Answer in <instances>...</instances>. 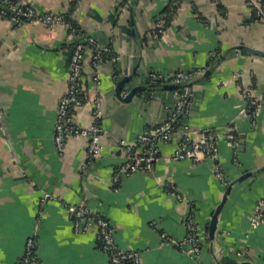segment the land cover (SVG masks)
Wrapping results in <instances>:
<instances>
[{
  "label": "crops",
  "instance_id": "0c3cea01",
  "mask_svg": "<svg viewBox=\"0 0 264 264\" xmlns=\"http://www.w3.org/2000/svg\"><path fill=\"white\" fill-rule=\"evenodd\" d=\"M39 13L69 14L81 31L119 61H106L94 82L92 50L84 60L87 101L74 111L83 129L94 122V100L103 106V151L88 160L89 139L67 137L61 152L56 123L68 91L74 40L66 24L14 25L0 12V264H18L30 237L37 264H111L98 231L77 233L70 208L85 200L107 218L117 246L137 253L142 264H196L164 235L183 243L193 215L202 264H264V223L252 226L256 206L264 209V172L235 183L219 215L215 239L210 223L228 186L264 166V109L254 116L248 95L264 97V22L249 0H25ZM177 3V4H175ZM177 5L162 36L157 18ZM198 72L195 103L184 118L191 141L207 131L218 136L215 156L175 158L182 141L176 129L159 146L151 171L121 176L124 141L143 148L139 136L164 124L174 110L176 90L153 88L149 75ZM133 76L122 97L117 85ZM221 166L225 180L216 175Z\"/></svg>",
  "mask_w": 264,
  "mask_h": 264
},
{
  "label": "built area",
  "instance_id": "2783aa9c",
  "mask_svg": "<svg viewBox=\"0 0 264 264\" xmlns=\"http://www.w3.org/2000/svg\"><path fill=\"white\" fill-rule=\"evenodd\" d=\"M249 4L256 11L257 17L264 22V1L249 0ZM0 12L16 26L27 22L46 26L56 24H66L69 26L74 40V50L70 61L71 72L68 80V91L62 98L58 110L55 141L58 149L62 152L68 136L80 135L86 137L89 139L88 160L90 162L96 160L103 151L101 144V136L104 133L102 127L103 103L101 99L96 98L94 100L93 115L95 122L90 128H80L74 122L75 109L82 106L88 99L84 90V60L86 58V51L87 49L92 50L91 60L95 70L93 79L96 84H99L101 81L100 71L105 55H109L110 59L114 62L119 61L120 57L114 52L112 47L102 48L97 44L95 39L74 28L67 22L65 14L39 13L25 0H0ZM171 13H163L157 18L155 23L156 32L154 33L156 39L162 36L170 21ZM198 75V72H176L168 75L152 72L149 75L153 85L160 86L180 83H184L185 85L176 90L178 101L169 119L161 126L147 129L139 136L138 144L143 148L141 153L137 152L135 146L129 145L124 141L121 142L128 155L126 163L115 174V183L119 182L121 176L143 169L151 171L159 153V146L167 143L171 138L172 132L176 129L181 130L182 141L175 158H198L201 154H205L206 156L216 155L218 151L217 134L213 131H207L201 142H192L191 130L187 123L183 121L189 115L195 103V92L191 84ZM248 100L251 113L255 117L258 116L260 111L264 109V97L256 99L252 95H248ZM177 122H179L178 127L175 126ZM216 175L219 179L225 180L224 172L219 164L216 167ZM70 210L74 215V229L77 233H86L95 228L97 229L100 246L109 256L111 264H142L137 253L125 252L117 246L114 229L110 221L101 214L92 211L85 200L78 205L72 206ZM262 223H264V209L261 204H258L255 216L252 219V226L257 227ZM186 225L188 234L183 243L176 242L166 235L164 237L169 242L175 244L180 250L185 251L196 259V264H202L198 260L201 245L197 223L193 215L187 218ZM36 245L35 238L30 237L26 243L25 253L18 264L38 263Z\"/></svg>",
  "mask_w": 264,
  "mask_h": 264
},
{
  "label": "water",
  "instance_id": "95a60500",
  "mask_svg": "<svg viewBox=\"0 0 264 264\" xmlns=\"http://www.w3.org/2000/svg\"><path fill=\"white\" fill-rule=\"evenodd\" d=\"M249 51H251L253 53L263 54L264 55V52H260V51H256V50H252V49H249ZM132 79H133V76H125L119 81V83L117 85V94L125 102L131 101L134 98V96H135L137 91L144 89L143 86H137V87L133 88V90L130 92V94H128L127 97L123 98L122 97V91H123L125 85L129 81H131ZM184 85H185L184 83H180V84H165V85H160L159 87L164 88L166 90H177V89L181 88ZM262 172H264V166L262 168L256 170V171H254V172H248V173L244 174L242 177L238 178V180H236V182H233L232 184H230L228 186L226 195H225L222 203L220 204V206L215 211V213L213 215V218L211 220V223H210L209 235H210V239L211 240L215 239L216 230H217V227H218L219 215H220V213L222 212V210L224 208V205L226 203V199H227L228 195L230 194L233 185L235 183L242 182V181L246 180L247 178L257 176V175L261 174ZM241 264H253V263H251V262H242Z\"/></svg>",
  "mask_w": 264,
  "mask_h": 264
},
{
  "label": "trees",
  "instance_id": "16d2710c",
  "mask_svg": "<svg viewBox=\"0 0 264 264\" xmlns=\"http://www.w3.org/2000/svg\"><path fill=\"white\" fill-rule=\"evenodd\" d=\"M176 1H179V0H176ZM263 1H264V0H263ZM176 7H177V5L172 4V7H170L169 9H167V10L165 11V13H171V12H173V10H174ZM65 16H66V20H67L68 23H70V24H71L74 28H76L78 31H80V32H82L83 34H85L83 31L80 30V28L78 27V25L76 24V22L73 20V18H72L71 15H69V14H65ZM155 32H156V28H155V25H154V29H153V32H152L153 35H154ZM106 61H111L109 55H105L104 63H105ZM157 87H159V85H153V88H157ZM175 126L178 127V126H179V122H177Z\"/></svg>",
  "mask_w": 264,
  "mask_h": 264
}]
</instances>
